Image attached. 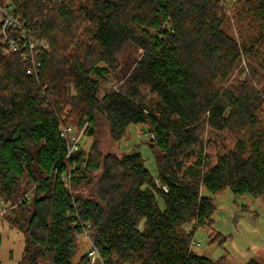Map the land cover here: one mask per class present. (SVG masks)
<instances>
[{"label":"trees","instance_id":"1","mask_svg":"<svg viewBox=\"0 0 264 264\" xmlns=\"http://www.w3.org/2000/svg\"><path fill=\"white\" fill-rule=\"evenodd\" d=\"M10 1L22 28L9 33L48 43L9 52L0 34V202L32 188L10 219L22 264H96L75 260L85 230L99 264H224L193 237L226 242L215 195L264 193V0ZM132 47L131 73L112 82ZM134 123L160 182L141 153L99 149L103 126L118 141ZM68 126L96 139L71 160Z\"/></svg>","mask_w":264,"mask_h":264},{"label":"rangeland","instance_id":"2","mask_svg":"<svg viewBox=\"0 0 264 264\" xmlns=\"http://www.w3.org/2000/svg\"><path fill=\"white\" fill-rule=\"evenodd\" d=\"M139 57L140 50L129 48L120 57V70L117 73L123 74L120 78L113 77L112 82L120 84L123 81L122 76L125 79L131 73L130 66ZM151 137L147 125L134 123L129 126L125 136L117 141L110 136L109 128L103 126L98 132L97 140L95 137L83 134L81 147L87 153L96 140L99 149L103 152H114L119 155L139 152L154 179L160 182ZM31 190L32 188L25 194H21L14 205L0 202L1 264H22L26 236L11 223L10 219L18 213L16 206L26 194H30ZM214 197L216 204L213 215L214 228L226 236L227 240L223 244L210 243L211 232L205 228H199L193 237V250L214 260L224 257V264H246L251 259L264 263V193L257 196L250 193L236 195L231 190H226ZM193 223L187 224L186 228L190 229ZM139 228H144L143 222ZM91 240L90 236L84 234L79 238L76 261L91 250L93 247ZM99 263L100 256L96 260V264ZM101 263H103L102 260ZM40 264H49V261H42Z\"/></svg>","mask_w":264,"mask_h":264},{"label":"built area","instance_id":"3","mask_svg":"<svg viewBox=\"0 0 264 264\" xmlns=\"http://www.w3.org/2000/svg\"><path fill=\"white\" fill-rule=\"evenodd\" d=\"M0 23H1L0 34L4 38L5 45H7V48L5 49L6 51H9V52L19 51L20 48L22 47V44L25 47L27 43L29 45L28 47L31 49H37V48L47 49L48 48V43L45 41H40V40L26 41L27 36H26V33L23 31L20 33L21 37L19 38L9 33L13 29L21 30L22 28L20 19L17 18L15 15L14 4L10 0L5 1L4 3L0 2ZM24 58H27V55H24ZM61 136L67 141V147H68L67 159L71 160L74 154L78 150L81 149V144L83 141V133L77 131L72 126H68V127H64L61 130ZM68 168H69L68 174L64 175V179L66 181H69L72 171L76 168V164L75 163H73V165L70 164ZM24 198L28 199L29 194H26ZM2 202L3 201H1V203ZM84 235L89 236V231L85 230ZM193 243H194V240H193ZM88 256L91 262L95 263L97 258L99 257L98 250L93 246L91 250L88 252Z\"/></svg>","mask_w":264,"mask_h":264}]
</instances>
